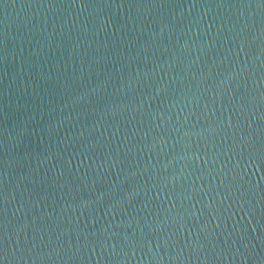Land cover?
<instances>
[{
	"label": "water",
	"instance_id": "water-1",
	"mask_svg": "<svg viewBox=\"0 0 264 264\" xmlns=\"http://www.w3.org/2000/svg\"><path fill=\"white\" fill-rule=\"evenodd\" d=\"M0 264H264V0H0Z\"/></svg>",
	"mask_w": 264,
	"mask_h": 264
}]
</instances>
